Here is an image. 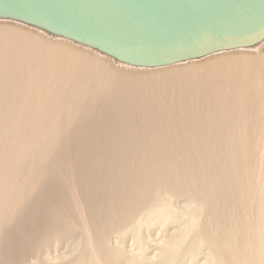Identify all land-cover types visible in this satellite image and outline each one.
I'll return each instance as SVG.
<instances>
[{"label":"bare ground","instance_id":"1","mask_svg":"<svg viewBox=\"0 0 264 264\" xmlns=\"http://www.w3.org/2000/svg\"><path fill=\"white\" fill-rule=\"evenodd\" d=\"M252 46L140 66L0 17V264H264Z\"/></svg>","mask_w":264,"mask_h":264},{"label":"water","instance_id":"2","mask_svg":"<svg viewBox=\"0 0 264 264\" xmlns=\"http://www.w3.org/2000/svg\"><path fill=\"white\" fill-rule=\"evenodd\" d=\"M0 17L162 66L264 38V0H0Z\"/></svg>","mask_w":264,"mask_h":264},{"label":"rangeland","instance_id":"3","mask_svg":"<svg viewBox=\"0 0 264 264\" xmlns=\"http://www.w3.org/2000/svg\"><path fill=\"white\" fill-rule=\"evenodd\" d=\"M263 43H264V42L259 43V44H256V45H254V46H252V47H250V48H254L255 50H260V49H262V48L264 47ZM260 44H261V45H260ZM258 46H259L260 48H259ZM112 63H113V62H112ZM112 63L110 62L109 65L112 64ZM112 65H113V66L116 65V63H114V64H112Z\"/></svg>","mask_w":264,"mask_h":264}]
</instances>
